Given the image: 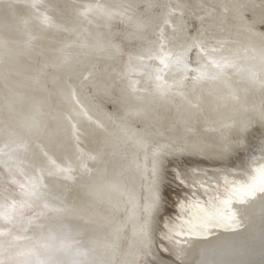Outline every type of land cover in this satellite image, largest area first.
<instances>
[{"label": "bare ground", "instance_id": "6f19581e", "mask_svg": "<svg viewBox=\"0 0 264 264\" xmlns=\"http://www.w3.org/2000/svg\"><path fill=\"white\" fill-rule=\"evenodd\" d=\"M0 205L3 264H264V0H0Z\"/></svg>", "mask_w": 264, "mask_h": 264}, {"label": "rangeland", "instance_id": "374dc122", "mask_svg": "<svg viewBox=\"0 0 264 264\" xmlns=\"http://www.w3.org/2000/svg\"><path fill=\"white\" fill-rule=\"evenodd\" d=\"M167 170L169 171H167L166 173H167V175H168V179H169V181H168V183H172L171 181H174L175 179H173L172 180V171H173V169H171L170 167H168L167 168ZM174 173V172H173ZM174 178V177H173ZM166 184V183H165ZM169 185V184H168ZM166 187V186H165ZM164 187V188H165ZM167 192V193H166ZM166 192H165V195H164V200H167V202L169 201V204L167 205L168 207L166 208V210H164V211H168L169 210V208H172V203L174 204V202H176L179 198H181V197H183L185 194H181L182 192H181V190H177V189H171V188H169V186H167V188H166ZM163 193H164V190H163ZM166 196V197H165ZM178 197V198H177ZM171 203V204H170ZM165 209V208H164ZM156 247L158 248V249H160V247H159V244H156ZM162 251V250H161ZM163 252V251H162ZM166 254V253H165ZM167 255V254H166ZM165 258H166V256H164ZM149 264H154V263H152V262H150Z\"/></svg>", "mask_w": 264, "mask_h": 264}, {"label": "water", "instance_id": "95a60500", "mask_svg": "<svg viewBox=\"0 0 264 264\" xmlns=\"http://www.w3.org/2000/svg\"><path fill=\"white\" fill-rule=\"evenodd\" d=\"M10 25H8V27H9ZM168 181H169V179L168 180H166V183H168ZM165 186H167L166 184H165ZM164 186V187H165ZM169 186V185H168ZM164 187H162V189L164 188ZM161 198H163V195L161 194ZM157 244V243H156ZM154 251H153V256L152 257H150L149 259L150 260H148V262L150 263V262H152V263H154V264H186V263H183V262H176V260L172 257H170L169 255H166L164 252H162L160 249H158L157 247L155 248V249H153ZM254 254H256V255H260V253L259 252H257V253H254ZM164 256H166V258L164 257ZM174 259V260H173ZM247 261H248V259H247ZM148 263V264H149ZM242 263H244V262H241V263H239V264H242ZM224 264H227V261H224ZM238 264V263H237Z\"/></svg>", "mask_w": 264, "mask_h": 264}, {"label": "snow or ice", "instance_id": "6c2138e0", "mask_svg": "<svg viewBox=\"0 0 264 264\" xmlns=\"http://www.w3.org/2000/svg\"><path fill=\"white\" fill-rule=\"evenodd\" d=\"M35 191H36V189H35V187H33V192H35ZM44 209L47 210L48 205L45 204ZM9 218H10L9 215L3 210V206L0 205V221L7 220ZM5 235H6L5 231L3 229H0V237H3ZM3 243H4L3 240L0 239V249L3 248ZM0 264H3V261H0ZM40 264H47V262L42 261V262H40Z\"/></svg>", "mask_w": 264, "mask_h": 264}]
</instances>
